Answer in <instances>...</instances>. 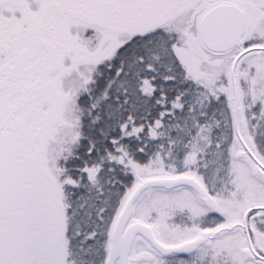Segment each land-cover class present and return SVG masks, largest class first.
I'll use <instances>...</instances> for the list:
<instances>
[{
  "label": "snow or ice",
  "instance_id": "snow-or-ice-1",
  "mask_svg": "<svg viewBox=\"0 0 264 264\" xmlns=\"http://www.w3.org/2000/svg\"><path fill=\"white\" fill-rule=\"evenodd\" d=\"M0 264H264V0H0Z\"/></svg>",
  "mask_w": 264,
  "mask_h": 264
}]
</instances>
